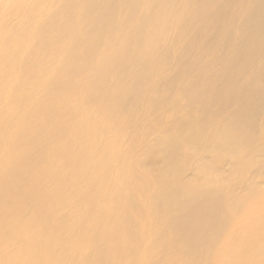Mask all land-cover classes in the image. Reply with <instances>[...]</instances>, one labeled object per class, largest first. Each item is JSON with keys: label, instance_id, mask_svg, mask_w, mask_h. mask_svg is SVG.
Masks as SVG:
<instances>
[{"label": "bare ground", "instance_id": "obj_1", "mask_svg": "<svg viewBox=\"0 0 264 264\" xmlns=\"http://www.w3.org/2000/svg\"><path fill=\"white\" fill-rule=\"evenodd\" d=\"M264 264V0H0V264Z\"/></svg>", "mask_w": 264, "mask_h": 264}, {"label": "rangeland", "instance_id": "obj_2", "mask_svg": "<svg viewBox=\"0 0 264 264\" xmlns=\"http://www.w3.org/2000/svg\"><path fill=\"white\" fill-rule=\"evenodd\" d=\"M247 264H249V263H247Z\"/></svg>", "mask_w": 264, "mask_h": 264}]
</instances>
